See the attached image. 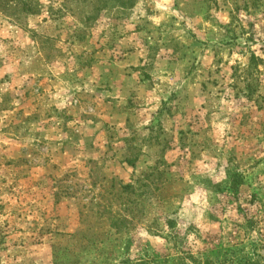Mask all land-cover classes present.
<instances>
[{
  "label": "rangeland",
  "instance_id": "374dc122",
  "mask_svg": "<svg viewBox=\"0 0 264 264\" xmlns=\"http://www.w3.org/2000/svg\"><path fill=\"white\" fill-rule=\"evenodd\" d=\"M37 1L0 13V264H264V0Z\"/></svg>",
  "mask_w": 264,
  "mask_h": 264
},
{
  "label": "trees",
  "instance_id": "16d2710c",
  "mask_svg": "<svg viewBox=\"0 0 264 264\" xmlns=\"http://www.w3.org/2000/svg\"><path fill=\"white\" fill-rule=\"evenodd\" d=\"M136 0H80V5L83 6H88L91 2H93L94 4L92 5L91 11H97L98 8L96 7L95 4L98 3H102V6H109V5H114V6H119L122 8H128L131 7L135 4ZM90 6V5H89ZM40 10V5L38 3L37 0H0V13H3L5 15H7L8 17H11L13 20L15 21H19L21 18H23V16H27V15H32V14H36L38 13ZM92 12L90 13L91 15H86V13L84 12H79L78 16L81 18V21L83 23V27L86 28V26H88V21L92 20L95 15L92 14ZM249 68H245L243 69V74L247 73V75H251V72L248 71ZM241 76V75H239ZM238 75H235V77L239 78ZM243 80L246 79V76L244 77H240ZM249 87V84L247 82L245 88L247 89ZM137 155H135L133 158H128L126 157L124 159V161L131 165L134 166V162L136 159ZM150 169H152V171L150 173H145L144 177L147 178L150 174H161L160 171H158L157 165L149 167ZM156 170V172L154 173V171ZM147 185L152 184L153 185V179H151V181L149 179H147ZM125 191H129V192H133L134 191V187L132 184H126L123 185L122 187ZM69 254L68 251H66V253H64L61 257H59V261L58 264H78V258L74 257V253L71 252V254L73 256L71 257H67ZM120 264H125V263H120Z\"/></svg>",
  "mask_w": 264,
  "mask_h": 264
}]
</instances>
